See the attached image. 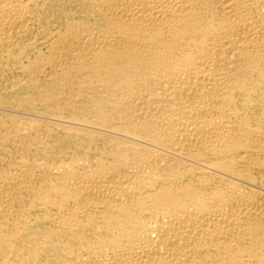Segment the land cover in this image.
Here are the masks:
<instances>
[{
    "label": "bare ground",
    "instance_id": "obj_1",
    "mask_svg": "<svg viewBox=\"0 0 264 264\" xmlns=\"http://www.w3.org/2000/svg\"><path fill=\"white\" fill-rule=\"evenodd\" d=\"M0 264H264V0H0Z\"/></svg>",
    "mask_w": 264,
    "mask_h": 264
}]
</instances>
